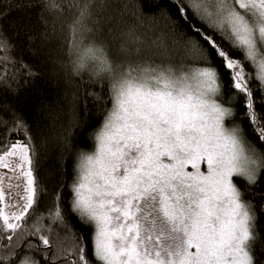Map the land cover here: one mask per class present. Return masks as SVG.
Instances as JSON below:
<instances>
[{
    "label": "snow or ice",
    "instance_id": "1",
    "mask_svg": "<svg viewBox=\"0 0 264 264\" xmlns=\"http://www.w3.org/2000/svg\"><path fill=\"white\" fill-rule=\"evenodd\" d=\"M0 129V264H264V0H0Z\"/></svg>",
    "mask_w": 264,
    "mask_h": 264
},
{
    "label": "trees",
    "instance_id": "2",
    "mask_svg": "<svg viewBox=\"0 0 264 264\" xmlns=\"http://www.w3.org/2000/svg\"><path fill=\"white\" fill-rule=\"evenodd\" d=\"M150 8V5L147 6ZM39 26L37 25V28ZM31 57H26V60L31 61ZM37 68H39V64L35 65ZM47 71V69H45ZM39 87L42 89L43 94L38 95L35 88H25L20 93V101L17 104V107L19 110L22 111L23 115L25 116L28 123L32 126L33 130H35L36 127H38V120H42L44 122H47V116L48 114L46 112L42 113V115L37 118L35 115L36 107L39 105L42 101H47L51 103L54 100H59L61 106H64V100L62 93L64 91L63 85H61L59 88L55 84H48L46 82H40ZM53 115H55V112H53ZM5 119L11 120L10 116H5ZM61 119H66V117H61ZM3 129H0V132H2ZM12 140L23 139L22 133L13 134L9 137ZM85 147H90V144L88 142H82ZM57 166V152L52 151L45 164H44V172H48L49 170L55 168ZM51 185L49 184V187ZM48 203V199L45 198L44 203L41 205V208ZM70 224L73 225L75 228L80 229L81 225L78 220H76L75 217H71ZM87 236V233H85ZM90 247V245H89Z\"/></svg>",
    "mask_w": 264,
    "mask_h": 264
},
{
    "label": "rangeland",
    "instance_id": "3",
    "mask_svg": "<svg viewBox=\"0 0 264 264\" xmlns=\"http://www.w3.org/2000/svg\"><path fill=\"white\" fill-rule=\"evenodd\" d=\"M203 167H204V166L202 165V169H203ZM189 170L191 171L192 169L189 167ZM0 171H3V170H0ZM9 175H11V173H9ZM6 183H7V181H6ZM14 183H15V181H14ZM20 183H21V188H19V189H17V188H13L11 191L14 192V193H19L20 195H22V192H23L22 184H23V182L20 181ZM7 191H8V189L6 188V192H7ZM19 198H20V196L17 195V196H16V199L19 200Z\"/></svg>",
    "mask_w": 264,
    "mask_h": 264
}]
</instances>
